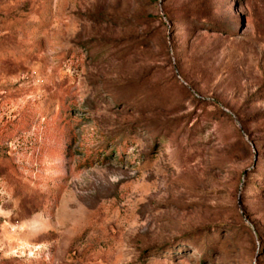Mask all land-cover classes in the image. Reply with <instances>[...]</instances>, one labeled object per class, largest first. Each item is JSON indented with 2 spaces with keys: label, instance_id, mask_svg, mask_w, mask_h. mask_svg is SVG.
<instances>
[{
  "label": "rangeland",
  "instance_id": "rangeland-1",
  "mask_svg": "<svg viewBox=\"0 0 264 264\" xmlns=\"http://www.w3.org/2000/svg\"><path fill=\"white\" fill-rule=\"evenodd\" d=\"M0 264H264V0H0Z\"/></svg>",
  "mask_w": 264,
  "mask_h": 264
}]
</instances>
